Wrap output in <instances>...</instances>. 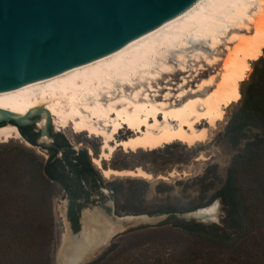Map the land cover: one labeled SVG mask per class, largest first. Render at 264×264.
Masks as SVG:
<instances>
[{"label":"bare ground","instance_id":"obj_1","mask_svg":"<svg viewBox=\"0 0 264 264\" xmlns=\"http://www.w3.org/2000/svg\"><path fill=\"white\" fill-rule=\"evenodd\" d=\"M225 37L226 54L215 88L204 91L212 85L214 75H209L186 89L187 83L206 69L203 64L192 69V79L188 80L189 60L204 59L212 67L220 60L216 52ZM263 45L264 0H205L137 47L129 45L100 64H87L77 73L28 91L0 95V119L11 116L25 122L39 113L35 121L38 128L50 118L55 129L69 127L75 134L86 131L102 139L100 153L91 157V163L104 178L150 179V173L139 167L113 170L101 167V161L107 160L116 147L134 152L172 141L188 146L204 141L208 129L215 128L221 119L223 108L239 98L238 82L249 69L247 61L256 59ZM210 53L216 55L210 58ZM175 71L184 74L174 88L170 74ZM162 79L167 91L158 101V90L163 88L158 82ZM121 129L132 134L116 139ZM17 137L13 126L0 127V141ZM40 140L49 139L41 134ZM213 215L212 219L215 210ZM87 221H92L90 216ZM111 232L88 236L82 220L77 235L68 234L63 242L61 257L69 262L80 260Z\"/></svg>","mask_w":264,"mask_h":264},{"label":"trees","instance_id":"obj_2","mask_svg":"<svg viewBox=\"0 0 264 264\" xmlns=\"http://www.w3.org/2000/svg\"><path fill=\"white\" fill-rule=\"evenodd\" d=\"M238 92L240 96L228 110L220 133L222 141L234 152L218 188L207 194L213 182L206 181V177L208 174L215 177V165H208L201 175L194 177L198 183L197 197L203 202L185 209L157 206L146 212L165 213L167 219L134 234L138 239L137 258L111 262L117 254L113 244L87 264H264V45L261 55L251 62L248 77L239 82ZM17 129L25 140L34 144L37 131L32 124ZM48 133L52 142L61 147L60 155L47 146L45 159L32 162L28 168L14 165L7 156L0 158V264H49L53 185L68 198L67 219L72 231L77 228V215L73 216L72 207L81 206L73 200L81 197L85 201L90 190L99 188V178L85 150H75L60 132H52L50 127ZM176 146L177 143L170 142L161 149L144 151L143 155L167 152ZM20 150L22 156L34 158L31 152ZM165 162L180 160L169 156ZM109 183L120 186V182ZM125 183L140 188L141 193L146 187L140 180ZM110 191L116 192L114 186ZM136 197L135 191L127 192L124 207H131L130 202ZM215 199L222 211L218 223L185 221L173 216L206 206ZM130 250L127 247L122 252L127 255Z\"/></svg>","mask_w":264,"mask_h":264},{"label":"water","instance_id":"obj_3","mask_svg":"<svg viewBox=\"0 0 264 264\" xmlns=\"http://www.w3.org/2000/svg\"><path fill=\"white\" fill-rule=\"evenodd\" d=\"M204 1L0 0V95L28 91L77 73L87 64H100L129 45L137 47ZM48 122L49 118L38 128L33 145L60 151L48 135ZM33 123L11 116L0 119V127L9 124L18 134V126ZM41 134L49 140H40ZM216 205L213 200L173 216L210 222ZM125 217L130 216H109L120 224L155 227L166 221L167 214ZM78 224L80 229L79 220ZM61 250L57 264H80L81 259L66 261Z\"/></svg>","mask_w":264,"mask_h":264},{"label":"rangeland","instance_id":"obj_4","mask_svg":"<svg viewBox=\"0 0 264 264\" xmlns=\"http://www.w3.org/2000/svg\"><path fill=\"white\" fill-rule=\"evenodd\" d=\"M249 31L250 34L251 30ZM225 40H227L226 37L223 40V43L218 47L219 51L216 52L220 60L217 61V63L212 67L207 66L204 62V59H201L200 62L189 60V62L187 63L188 68H190L188 74L191 76L188 77V80L192 79V69H196L201 64H203L206 69L201 70L197 74V76L192 79V81H189L186 85V89L193 88L196 82L199 83L200 80L208 77L209 75H214L212 79V85L207 86L204 91L206 93L211 91L212 88H215L219 74L222 72L221 59H223L226 54V50L224 49ZM233 44L234 42L229 43L228 47H231ZM216 54L210 53L209 57L211 58ZM252 61L253 60L247 61L249 69L245 72V76L243 79H246L248 77V74L251 70ZM181 74L184 73L175 71L170 74L171 82L174 83L172 85L174 88L176 84L179 83ZM158 84L163 87L158 90L160 96H157L156 99L159 101V99L167 90L164 88L165 83L163 79L159 80ZM126 92L128 91L126 90ZM171 93L173 95L177 94L175 90H173ZM233 103L234 102L228 104L227 107L223 108L221 119L219 121H216L214 125L215 128L208 129V136L202 142H197L193 145L188 146L179 141H172L177 143V146L172 150H169L167 152H155L154 154L150 155H143V152L147 151L145 149H137L134 152H127L123 151L120 147H116L108 156L107 160L101 161V167H107L113 170H129L134 169L135 167H139L150 173V175L152 176L150 179L129 176H110L108 178H104L102 175H100V171H98V169L91 163V157H96L100 153L102 139L97 136L88 135L86 131L75 134L69 127H65V129H55L56 126L52 123V119L49 118L48 128L50 127L52 132H60L65 140L75 150H85L88 156L89 164L95 170L99 178L98 193L91 192L86 200L81 203V206L78 210L77 219L80 222L83 220L84 229H86L88 236L93 235L94 237L95 235H97L98 231L101 234L112 231L110 235L100 241V243H98L87 256L81 259L80 264H87L91 260L96 259L113 244L116 245L114 250L117 254L116 256H113L116 258V260L112 259L110 260L111 262H120L125 259L134 260L135 258H137L136 254L139 249L135 248V245L138 239L134 237V234H139L140 232L149 230L153 227L137 224H127L122 226L120 223H114L113 221H111L109 216L119 217L136 216L140 214L149 215L146 212L153 210L157 206H162L165 209H168L171 206L185 209L203 202L197 197L198 183L194 180V177L201 175L205 167L211 164L215 165V177H213V175L211 174H208L206 177V181L209 180L213 182V185L207 191V194L218 188L224 177L225 169L228 165L230 157L234 152V150L226 143H224L220 137V133L223 130L226 118L228 116V110ZM39 116V113H35L27 118V120H33L34 123L32 124V126L36 131H38V127H36L35 121L39 118ZM202 125L205 124L203 123ZM131 134L132 132L126 129H121L119 130L115 138L120 139ZM4 146H8V148H6L7 150L3 148ZM161 147L162 145L154 149H161ZM92 148L94 151L92 150ZM20 149L31 152L34 158H32L31 160L30 157L29 160L28 157L22 156ZM188 149H190V152L187 151ZM45 150V147H39L37 145L30 144L19 134L17 138H9L6 141H0V158L7 156L8 159L14 162V165L24 166L25 168L31 167L32 162L36 163V161H43L46 157ZM56 155H60V151H57ZM199 155H201L203 158L198 159L197 157ZM169 156H172V158H178L180 162H165V158ZM158 175L164 176L165 178L159 179L157 178ZM126 180H140L144 182L146 184L145 190L141 193L140 188L128 187V184L125 183ZM111 181L120 182V186L115 184L113 185L116 189V192L110 191V188L113 187L109 183ZM167 187L169 188L166 189ZM134 191L137 193L136 200H132L130 202L131 207H124L127 192ZM215 200L217 201V205L215 208V217L212 221L204 223H218L220 218L222 217L221 205L217 199ZM65 205L66 198L63 195V191L60 190L56 185H53L50 205L53 221V236L50 243L49 264H57L59 249L62 246L63 242H65L66 238H68L69 232L72 231L70 230L69 224L65 219ZM86 210H88L89 212L92 211L93 213L88 214V211L86 212ZM87 215L91 217L92 221H87ZM97 221L100 225L95 224ZM139 227H142L138 229L140 231L129 232L130 230L133 231ZM79 230V224L77 223V228L75 231ZM168 235V232H166L165 230L164 236L167 237ZM127 247H130L131 250L127 255H124L122 251Z\"/></svg>","mask_w":264,"mask_h":264},{"label":"flooded vegetation","instance_id":"obj_5","mask_svg":"<svg viewBox=\"0 0 264 264\" xmlns=\"http://www.w3.org/2000/svg\"><path fill=\"white\" fill-rule=\"evenodd\" d=\"M48 135H49V133H48ZM50 137V136H49ZM98 191L99 190H90V193L91 192H96V193H98ZM66 198V205H65V219L67 220V222H68V224H69V227L71 226L70 225V222H69V220L67 219L68 217V198L67 197H65ZM75 203H82L83 202V199L80 197V198H76V199H74L73 200ZM78 208L77 207H72V214H73V216H75V215H77L78 214ZM77 223H78V219H77ZM71 229V228H70Z\"/></svg>","mask_w":264,"mask_h":264}]
</instances>
